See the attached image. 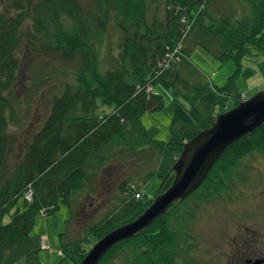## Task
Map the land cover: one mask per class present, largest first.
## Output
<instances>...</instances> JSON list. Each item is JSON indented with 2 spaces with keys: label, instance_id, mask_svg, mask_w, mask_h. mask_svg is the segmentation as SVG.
<instances>
[{
  "label": "trees",
  "instance_id": "trees-1",
  "mask_svg": "<svg viewBox=\"0 0 264 264\" xmlns=\"http://www.w3.org/2000/svg\"><path fill=\"white\" fill-rule=\"evenodd\" d=\"M119 2L122 3V18L115 15ZM163 2L167 13L165 22L157 19L153 10L157 8L153 6L155 0H90L86 11L77 0H39L36 3L27 0L26 5L18 3L8 8L9 11L13 8L15 14L0 13V264H13L16 261L40 264L38 251L42 242L33 235L32 228L38 213L53 211L59 202L71 208L66 228L59 234L61 254L71 256L70 252L78 248L82 241L74 235L80 227L85 228L86 222L91 221L94 215H99L98 205L101 207L105 203L102 195L98 196L100 190L97 184L99 179L104 178H98L97 171L105 167L103 164L105 161L107 164L110 157L118 158L126 152L111 148L115 137H123L128 143L138 145L139 149H157L161 161L156 174L161 173L165 154L175 156L171 166L166 169L167 173L160 175L166 179L171 176L165 189L170 185L172 166L179 157L184 141L211 125L208 115L220 102L216 92L211 90L215 85L202 76L200 69L190 59V52L196 47H201L221 62L230 59L234 62L233 73L225 84L214 88L224 97L237 98L241 95L235 80L239 75L246 74L241 72V62L247 52L245 44L249 38H256L254 45L264 49L261 43L264 39V19L260 20L264 0L251 2L252 15L248 13L243 20H232L233 11L229 10V13L218 14L220 0ZM220 5L219 9H222ZM31 7L40 12L38 16L30 14ZM172 13L180 15V31L174 28L176 17ZM61 16L70 19V24L63 25ZM28 18L38 23L37 27L46 37L45 40L51 36L49 26L43 20L51 21L54 25L53 35L58 38L56 44H47V48L56 49L53 48L56 45L66 57L79 55L81 66L75 72V82L66 83L61 94L54 96L42 125L26 144L20 146L22 153H18L21 155L19 161L11 174H7L4 168L11 144L8 127L10 118L14 120L10 93L19 69L15 51L22 38L21 27ZM204 18L208 23L204 22ZM110 25L121 34L117 42L118 54L112 58L113 68L98 74L95 60L97 41L101 42ZM88 75L94 77L95 81L97 78L96 86L87 81ZM157 84L166 87L174 98L187 104L185 107L181 104L176 106L171 122V137L165 143L148 138L141 122L144 114L163 108V96L155 91ZM98 102L111 106V110L97 112ZM263 132L264 122L228 146L216 161V166L225 164L232 177L234 170L241 166L242 155L249 154L252 149H264ZM142 173L144 177L146 173ZM211 174L206 178H210ZM119 175L118 181L123 179ZM126 178L120 181L118 188L122 198L136 190ZM206 178L189 196L198 194ZM224 182L225 179H221L222 189L213 191L215 194L212 195L207 192L205 199H212L233 186L230 180L227 181L228 186ZM80 190L84 193L81 203L72 209V203L78 199L76 192ZM27 191H31L30 200L25 197ZM84 200L90 203L88 208L82 204ZM126 201L123 200L115 213L110 210L96 225H91L86 236L98 240L111 229L135 219L153 200L147 204ZM90 209H93V215ZM164 215L158 216L150 226L134 236L115 244L98 264H112L114 261L116 264H181L175 259L182 255L180 251L188 252L183 250V243L193 245L187 233L189 219L183 226L180 222L177 223L178 227L170 226L172 229L156 227L155 222L163 224L161 218ZM5 216L8 219L4 222ZM74 223L80 227L75 230L73 226L72 231L70 227ZM71 231L74 233L70 237ZM83 255L76 260L71 256L74 264Z\"/></svg>",
  "mask_w": 264,
  "mask_h": 264
},
{
  "label": "rangeland",
  "instance_id": "rangeland-1",
  "mask_svg": "<svg viewBox=\"0 0 264 264\" xmlns=\"http://www.w3.org/2000/svg\"><path fill=\"white\" fill-rule=\"evenodd\" d=\"M26 1L0 0V13L15 14L13 8L10 11L8 8L18 3L26 5ZM37 1L39 0H33V3ZM77 1L82 9L86 11L90 0ZM155 1L156 3L153 6L156 5L157 8L153 10L156 12L157 19L165 22L167 18L166 6L163 0ZM253 1L255 0H220L217 12L218 14H226L228 10L233 11L232 20H243L248 13L252 15L250 10ZM219 5L222 9H219ZM121 6L122 3L119 2V8L115 9V15L122 18L123 9ZM257 7L260 8V5ZM261 8L262 16L260 20L264 19V4L261 5ZM29 11L34 16H38L40 13L34 11L32 7ZM172 14L176 17L174 28L180 31L182 29L180 15ZM43 21L48 24L51 37L45 40L46 37L42 35L37 27L38 23H35L32 18H28L21 27L22 38L15 51V55L19 60V69L17 79L11 87L10 93L14 105V120L11 119L10 112H8V117H11H9L8 127L11 144L4 168L7 174H11L19 161L18 158L21 155L18 153H22L19 149L20 146L26 144L42 125L43 119L50 110L54 96L61 94L66 83L75 82L77 77L75 72L81 66L79 55L66 57L62 53V49L57 48L56 45L53 46L56 49L47 48V44L57 43L58 36L53 35L54 25L52 22ZM60 21L63 25L70 24V19L65 16H61ZM204 22L208 23V20L204 18ZM120 35L119 31L110 25L103 38L101 37V42L97 37L98 53L95 60L98 74L105 73L106 70L113 68L112 58L118 54L117 42ZM255 39L249 38V42L245 44L247 52L241 62V72H246V74L239 75L235 80L237 89L243 93L237 98L224 97L225 95L222 92L218 93L214 88L223 86L230 74L233 73L235 65L231 59L221 62L201 47H196L190 52V59L200 69L199 72L202 76L215 85L213 88L211 87V90L216 92V96L220 100L219 103L214 105L213 112L208 115L211 123L214 122L218 113L231 109L238 102L249 99L256 92L264 89V49H259L254 45ZM28 40L30 41L29 45ZM261 43L264 46V39ZM87 81L94 83L95 86L97 85V78L95 81V78L90 75H88ZM155 91L163 96V108L159 111L144 114L141 117V122L148 138L165 143L171 137V122L176 106L181 104L185 107L187 104L174 98L170 90L162 85L157 84ZM111 108V106L98 102L97 112H108ZM187 108L190 109L189 106ZM111 144L114 151L126 150V152L118 158L110 157L108 163L105 164V161L103 164L105 167L97 171L98 178H104V180L99 179L97 184L100 190L98 196L101 194L105 202L101 207L98 205L99 215L91 216L93 218L89 216L91 221L86 222L85 228H81L78 224L75 225L76 223L70 227L72 231L73 226L75 230L80 227L79 232L74 236L76 239L80 238L82 240L79 247L70 252L75 260L83 255L84 251H88L97 240L94 237L86 236L91 225H96L110 210L115 213L121 207L123 200H134L140 204H147L165 189L171 178V176L168 179L160 177V175L163 176L167 173L166 169L171 166L175 159V156L171 153L164 155L163 162H161L162 168L160 167L161 173L156 174L159 161H161L159 155L157 156V149H139L138 145H132L119 136L113 138ZM250 151L249 154L241 156V166L238 168L241 172L234 170L233 173L235 174L231 177V172L225 164L222 163L217 166L215 164L213 168L215 166L216 168L209 171L208 175L212 174L210 178H206L205 184L198 189L197 195H191L182 200L183 202L174 203L165 213L166 217H164L165 215L162 216L163 224L160 222L154 223L156 227L166 226L170 228V226L178 227V222L183 226L189 219L187 222H190V227L187 229L189 231L187 233L192 238L191 243L193 245H188V242L183 243V250L188 252L180 251L182 255L180 257L176 256V259L174 257L176 262L181 264H228L227 260L233 241L243 232V228L240 227L247 226L259 232L264 231V149H252ZM142 172L147 175L145 174L142 177ZM237 173L242 174L236 175ZM118 175L119 178L123 179L128 177L126 179L136 187V190L129 192V195L125 194L123 198L118 191L120 181L123 179L118 181ZM221 179H225L224 185L230 180L233 186L228 187L225 192L223 190L220 195H216L212 199H205L207 192L212 195L215 194L213 191L222 189ZM161 182L162 185L160 186ZM83 195L84 193L81 190L76 192V198L78 199L72 203V209L79 205ZM82 204L88 208L90 203L84 200ZM90 210L93 215V209ZM70 215L71 208L63 202H59L58 207L49 213L37 214L32 233L39 237L42 242L41 249L38 251L40 264H74L71 256H67V253H62V255L60 252L61 240L59 234L65 230L66 221L70 218ZM7 219V216H5L3 221L5 222ZM182 229L184 230V228ZM72 231L70 237L74 233ZM172 254L174 255V252ZM13 264L24 263L16 261ZM112 264H116V261Z\"/></svg>",
  "mask_w": 264,
  "mask_h": 264
},
{
  "label": "water",
  "instance_id": "water-1",
  "mask_svg": "<svg viewBox=\"0 0 264 264\" xmlns=\"http://www.w3.org/2000/svg\"><path fill=\"white\" fill-rule=\"evenodd\" d=\"M263 122L264 89L219 114L208 128L186 140L172 166L173 179L170 185L157 194L135 219L111 229L99 238L76 264H98L115 244L150 226L174 203L186 199L205 180L223 151Z\"/></svg>",
  "mask_w": 264,
  "mask_h": 264
},
{
  "label": "flooded vegetation",
  "instance_id": "flooded-vegetation-1",
  "mask_svg": "<svg viewBox=\"0 0 264 264\" xmlns=\"http://www.w3.org/2000/svg\"><path fill=\"white\" fill-rule=\"evenodd\" d=\"M240 228H243V232L233 241L228 264H264V231L247 226Z\"/></svg>",
  "mask_w": 264,
  "mask_h": 264
},
{
  "label": "built area",
  "instance_id": "built-area-1",
  "mask_svg": "<svg viewBox=\"0 0 264 264\" xmlns=\"http://www.w3.org/2000/svg\"><path fill=\"white\" fill-rule=\"evenodd\" d=\"M173 55V54H172ZM168 65V64H167ZM167 65H165V66H167ZM25 197H26V199L27 200H30V198H31V191H27L26 193H25ZM43 214V213H42Z\"/></svg>",
  "mask_w": 264,
  "mask_h": 264
}]
</instances>
